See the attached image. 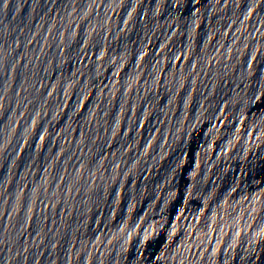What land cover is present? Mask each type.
<instances>
[{
    "label": "water",
    "instance_id": "1",
    "mask_svg": "<svg viewBox=\"0 0 264 264\" xmlns=\"http://www.w3.org/2000/svg\"><path fill=\"white\" fill-rule=\"evenodd\" d=\"M0 264H264V0H0Z\"/></svg>",
    "mask_w": 264,
    "mask_h": 264
}]
</instances>
